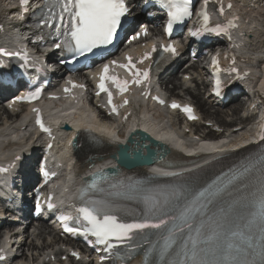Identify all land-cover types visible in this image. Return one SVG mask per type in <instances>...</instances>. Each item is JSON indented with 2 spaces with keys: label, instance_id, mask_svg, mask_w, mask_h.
I'll list each match as a JSON object with an SVG mask.
<instances>
[{
  "label": "snow or ice",
  "instance_id": "6c2138e0",
  "mask_svg": "<svg viewBox=\"0 0 264 264\" xmlns=\"http://www.w3.org/2000/svg\"><path fill=\"white\" fill-rule=\"evenodd\" d=\"M160 2L167 8L169 21L166 31L169 33L173 23L192 15V0H160ZM209 2L210 0H203L202 10L197 14L203 19L206 30L219 34L227 32L228 28L236 27L235 21L230 20L227 24L218 23L215 28L208 29L207 24L211 18ZM19 3L26 10L30 0H19ZM47 7L49 12H52L53 8L59 7V14L53 12L50 19L60 21L55 28L56 34L60 35L62 25L63 34L66 37L55 47L60 48L63 44L69 50L80 54L89 52L95 47L110 44L121 27L122 18L129 13L126 0H54V3L49 0ZM231 7L232 5L229 4L228 8ZM219 13L221 16L224 14L222 2ZM49 26L51 27V24ZM142 34L147 35V31L145 30ZM69 36L70 39L67 38ZM137 38V36L132 37V39ZM161 47L165 52L174 54L176 51L172 45ZM155 50L156 46L154 45L153 51ZM0 55L11 57L19 54L0 49ZM144 58L148 59L149 54H145ZM129 63L134 65L131 58H129ZM213 64L214 66L218 64L215 58ZM122 67L124 66L122 65ZM108 71L109 67L105 65L100 83L97 85L100 90L97 95L100 92H108L111 104L112 95L106 88L105 81L111 80L121 93L127 90L128 82H121L117 78L109 77ZM134 77L133 82L139 84L141 77L148 78V72H137ZM217 86H219V81H217ZM38 95V92L33 93L29 99L36 98ZM161 103L163 102L161 101ZM171 107L175 109L180 106L173 103ZM182 110L188 114L190 119L195 118L192 116L191 107L184 106ZM113 111H116L115 107ZM37 123L42 130L47 131L39 117ZM249 171L250 169L245 167L243 172L234 176L233 179H239ZM106 176L107 173L103 171L94 173L90 186L95 187L97 182ZM231 182L229 181V183ZM222 191L223 189L219 187L213 189L210 186L197 193L187 203L174 204L173 206L179 209L178 216L170 215L169 205L173 201L183 198L182 191L177 190L171 193L170 197L165 196L163 202H160L156 197L147 196L146 202L149 203L150 211L156 222H149L146 219L143 222L128 223L119 219L104 205L98 204L96 201H89L78 210L87 226L83 228L66 227L65 230L72 233L82 231L85 235L94 236L96 243L106 245L108 250L116 247V244L130 243L136 234L143 233L145 229L163 230L160 237L163 243L159 244L157 241L159 246L153 245L151 250L156 256L154 264H255L256 256H259L261 264H264V242L260 244L254 242V234L264 241V178L261 180L258 194L249 206V218L239 229L230 227L233 205H229L227 208L221 207L218 212L210 207ZM196 215L208 217L207 224L202 221L199 226L194 227L191 220ZM177 220L182 223L177 224ZM186 227L191 230L187 235H185ZM113 241L116 244H113ZM132 250L135 251V249ZM74 255L76 254L74 253Z\"/></svg>",
  "mask_w": 264,
  "mask_h": 264
},
{
  "label": "bare ground",
  "instance_id": "6f19581e",
  "mask_svg": "<svg viewBox=\"0 0 264 264\" xmlns=\"http://www.w3.org/2000/svg\"><path fill=\"white\" fill-rule=\"evenodd\" d=\"M5 7H6V2H5V0H0V10H3V9H5ZM139 68V67H138ZM185 74H189L188 72H186ZM185 74H183V76L185 75ZM183 76L178 80V81H176V79H178V78H175L170 84H172L173 86H180V87H182V86H184L185 84H183V82H182V80H183ZM196 83L197 84V87L198 86H200V85H203V84H199L197 81H193L192 80V83ZM176 83H178V84H176ZM175 84V85H174ZM262 85H264V81H263V83H262ZM168 88V87H167ZM199 88V87H198ZM200 89V88H199ZM186 92H187V94H189L191 97H192V95H193V98H191L192 99V101L194 102V104H195V106L197 107V109L199 110V112L201 113V115L202 116H204L205 115V117H209V114H210V112H212V113H214L215 115H221V114H223V111L221 110V109H217V108H213V107H211L206 101H205V99L203 98V97H201L200 96V94L199 93H195V92H193V91H190L189 90V88L186 90ZM193 92V93H192ZM171 94H172V97L174 96V94H173V92H171ZM74 102L75 101H73V100H71L70 102H69V104H70V106H69V111H65V112H62V114H61V116H65V115H68V114H76L75 115V118L77 117V118H79V121H82V122H85V121H88V122H90L91 124H93L97 129H105V132H106V134L108 135V136H115V135H117V138H118V140H123L124 138H125V134L127 133V129H123L121 132H120V130H119V128H116L115 127V125H112L113 127H111V126H108V125H106V126H104L103 128L100 126V124H98L99 122H101L100 120H99V118H101V115H102V113L100 112L99 113V115H98V113H94V115H95V118L97 119L96 121H95V119L94 120H91V119H89V116H88V114H86L85 112H83V111H81V112H76V110H80V109H78L79 108V105H78V103L77 104H74ZM210 107L211 109H212V111L209 109V108H207V107ZM230 107V111H232L231 112V114H232V117H233V119H232V121L231 122H233V123H237V122H241L242 121V119L240 118V112H241V109H242V106H241V103H235V105H232V106H228L227 108H229ZM151 111V110H150ZM150 111L149 110H147L146 112L145 111H142V113H143V115L147 118V117H149L151 114H150ZM4 113L5 114H7L8 116H9V114L6 112V111H4ZM157 113V115H159V113L158 112H156ZM239 115V116H238ZM238 116V118H236ZM159 117L160 118H163L164 116L163 115H159ZM103 119H104V117H102ZM17 120H18V117L16 118ZM173 119V118H172ZM154 120H158V118L156 119H154ZM206 122H212V123H215L216 125H218V126H220L221 128H227L228 129V131H227V133L228 132H232V129L230 128V127H224V125H226V126H228L229 124H225V122H223L224 121V119L223 118H220V120L218 119V118H216L215 120H214V118L212 119V118H208V120H205ZM97 122V123H96ZM134 122H135V124H136V122H138L136 119L134 120ZM133 122V123H134ZM137 124H139V122L137 123ZM141 125L142 126H146V125H148L150 128H152V129H156L157 131H159V133H161V134H168V132H170V133H172V132H174L176 135H180V130H178V129H176V130H174V128H166L165 126H163V125H151V123H146V125L144 124V123H141ZM242 125V123H240V124H238L237 126H235V128L236 127H239V126H241ZM168 129L167 131H163V129ZM192 130V129H191ZM245 130L246 129H244L243 131H239V132H232L231 133V135L230 136H226V134H223L222 136H220V137H217V136H215L214 134H209L211 137H213L216 141L217 140H220V139H223L224 141H228V142H230V144H235V143H237V142H240V141H242L244 138H246V137H248V131H246L245 132ZM245 133V134H242V133ZM188 135H191V134H188ZM197 135V134H196ZM186 137L187 136H184V138H182V139H178V141H181V142H187V139H186ZM170 138V137H169ZM229 138H231V140L229 139ZM233 138H234V140H233ZM107 146H110L112 149H114V147L112 146V142L110 141V139L109 138H105V137H103L102 139H101ZM163 144H164V146L168 149V150H170V151H172V152H175L176 151V149H178V147H182V143H180V142H176V141H173V140H168L167 142H163ZM204 149V148H203ZM206 149H209L210 150V148L209 147H206ZM218 149L220 150V147H218ZM110 152V151H109ZM225 152V150H223L222 151V153L221 154H218V155H215V156H213L212 158H210L208 161H210V160H212V159H214V158H217V157H219V156H221V155H224L223 153ZM185 170V169H184ZM40 225H42V224H40ZM25 234H27L26 232H25ZM50 234L51 235H53L54 236V238H55V240H56V243L57 244H59V243H61V240L58 238V236H57V234H54V232L53 231H50ZM28 235V234H27ZM29 236V235H28ZM36 236H39V237H42V235L40 234V235H36ZM17 236H15V238H16ZM13 238V237H12ZM29 240V237H27V238H25L24 240H22L21 241V249H24V246H26V240ZM28 240H27V244H28ZM31 243H34L33 241L31 242ZM30 243V244H31ZM44 245V244H43ZM46 245V244H45ZM44 245V246H45ZM31 248H33V251H34V249L36 248V245H32L31 246ZM62 252V253H61ZM39 254L37 255V257L33 260V264H34V261H35V264H47V263H51V264H54V263H58V264H62V262H63V260H68V256L62 251V249H60L59 247H57V246H50L49 248H48V250L46 249V250H44V251H42V249L38 252ZM22 258H26L27 256H26V254L25 253H23L22 254V256H21ZM26 260V259H25ZM17 262V261H16Z\"/></svg>",
  "mask_w": 264,
  "mask_h": 264
},
{
  "label": "rangeland",
  "instance_id": "374dc122",
  "mask_svg": "<svg viewBox=\"0 0 264 264\" xmlns=\"http://www.w3.org/2000/svg\"><path fill=\"white\" fill-rule=\"evenodd\" d=\"M263 23H264V18H263ZM261 40H263V39H261ZM179 79H176V81H178ZM176 84H178V83H176ZM175 85V84H174ZM176 86V85H175ZM199 87V86H198ZM193 92H195V93H200V90L197 88V89H195V90H192ZM192 92V93H193ZM200 96L202 97L203 95H202V93H200ZM189 98H193V95H192V97L191 96H189ZM207 108H209L211 111H212V109L208 106ZM246 110V109H245ZM77 111V110H76ZM223 111V114H221V115H215L214 113H212V112H210V114H209V117H206L207 119L208 118H214V120L216 119V118H218L219 120H220V118H223L224 119V121L223 122H225V124H229L228 126H226V125H224V127H230V128H234L235 126H237L238 124H239V122H237V123H233V122H231L232 120H231V118H233V117H231V112L232 111H230V107L229 108H226V109H224V110H222ZM79 113V112H78ZM205 116V115H204ZM239 116V115H238ZM238 116L236 117V118H238ZM4 118V117H3ZM3 118H1V120H3ZM6 123V122H5ZM242 133V132H241ZM242 134H245V133H242ZM233 140H234V138H233ZM29 236H30V238H29V240H28V244H27V240H26V246H24V251L22 250L21 251V253H23V252H25L26 254H27V256H28V258H27V260H25L26 258L24 257V259H21V260H18V264H30V261L31 260H34L36 257H37V255L39 254L38 252L42 249V251H44V250H48V248L50 247V245L48 244V243H44V245H42V243H43V239H40V238H38L39 236H37V238L35 237V236H33V234H31V232H30V234H29ZM53 236V235H52ZM53 238H54V236H53ZM54 240H55V238H54ZM34 242V243H31V242ZM55 242H56V240H55ZM31 243V244H30ZM32 245H36V248L34 249V251H33V248H31V246ZM62 253V252H61Z\"/></svg>",
  "mask_w": 264,
  "mask_h": 264
},
{
  "label": "water",
  "instance_id": "95a60500",
  "mask_svg": "<svg viewBox=\"0 0 264 264\" xmlns=\"http://www.w3.org/2000/svg\"><path fill=\"white\" fill-rule=\"evenodd\" d=\"M124 148H126V146ZM127 149L130 150V148H127ZM131 151H132V148H131ZM121 154H124V151H121Z\"/></svg>",
  "mask_w": 264,
  "mask_h": 264
}]
</instances>
